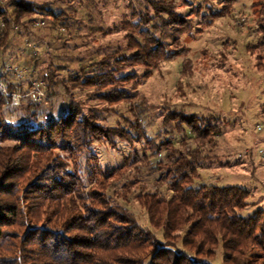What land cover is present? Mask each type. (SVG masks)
<instances>
[{"label":"trees","instance_id":"1","mask_svg":"<svg viewBox=\"0 0 264 264\" xmlns=\"http://www.w3.org/2000/svg\"><path fill=\"white\" fill-rule=\"evenodd\" d=\"M180 1L188 11L177 9L178 0L132 2L134 20L127 19L124 25L130 29L126 35L129 50L135 53L131 57L106 55L66 78L74 89L95 88L103 102L140 100L135 104L138 111L130 105L134 119L125 126H104L106 120L100 113L86 114L73 97L64 101L61 112L52 102L42 114V104L49 101L37 102L31 95L40 79L47 84L50 100L53 86L68 92V84L66 80L54 82L52 65L46 74L38 75L37 58H24L23 64L16 65L26 70L22 79L5 71L14 65L5 55L15 36L21 35L12 25L26 28L34 16L42 15L59 31L69 32L76 26L79 11L74 6L69 11L57 9L56 4L68 5L73 0L0 4V81L9 90L28 93L13 121L4 117V110H11L10 100L0 93V264H215L219 251L222 264H264V210L241 214L248 207V191L192 183L202 167L200 149L222 135L221 124L196 113L167 110L162 115L167 135L158 133L152 138L143 125L147 106L135 94L134 84L140 75L130 70L144 68V78L159 63L187 54L181 38L195 29L202 32L241 0ZM258 8L261 29L249 50L264 74V1ZM188 140L198 148L183 151L177 146H187ZM97 141L114 147L124 143L130 149L147 141L149 148L131 151L114 175L123 177L132 169L139 176L147 169L159 174V184L169 183L173 193L169 199L156 191L137 198L148 225L109 196L111 184L106 180L113 175L103 174L105 181L85 188L83 174L91 177L90 163L83 167L75 157ZM6 142L14 146H3ZM55 150L74 157L75 169Z\"/></svg>","mask_w":264,"mask_h":264},{"label":"rangeland","instance_id":"2","mask_svg":"<svg viewBox=\"0 0 264 264\" xmlns=\"http://www.w3.org/2000/svg\"><path fill=\"white\" fill-rule=\"evenodd\" d=\"M2 1V6L7 7L10 0ZM33 1L42 4L58 0ZM135 1L73 0L68 5L59 2L57 9L69 11L71 6L78 9V20L73 24L75 28L61 32L46 16H34L26 28L12 25L14 32L19 31L21 35L15 36L5 56L14 65L23 64L24 58H37L38 75L46 74L52 65L56 70L54 82L67 81L66 78L79 73L81 67L104 60L109 54L131 57L135 49L129 50L131 44L126 35L130 29L125 28L124 24L127 19L134 20L131 5ZM178 1L177 9L180 12L188 11V7ZM263 1L241 0L202 32L197 33L195 29L192 35L183 36L181 44L189 52L175 60L159 63L149 76L141 78L146 72L142 67L130 70V73L135 71L140 75L134 83L137 86L135 94L146 102L143 125L147 126L152 138L158 133L167 135L162 123V115L167 110L196 113L221 124L222 135L200 149L202 167L192 183L196 187L205 184L237 186L247 190L248 207L241 213L245 216L264 210V74L258 70L256 55L249 50L259 38L257 32L261 25L258 7ZM215 5L220 7L217 3ZM38 83L44 96L41 101L35 98L36 101H49V104H42L45 107L40 111L42 114L51 107L52 102L61 112L64 101L73 97L86 114H90V111L100 113L102 119L106 120L102 122L104 126H125L128 120L134 119L129 111L130 105L133 103L136 108L135 104L140 101L103 102L98 99L95 88L74 89L69 81L66 82L68 92L53 86L54 95L50 100L46 94V82L40 79ZM2 95L10 100L11 109L10 112L4 110V117L16 120L22 100L28 97V93L7 87V94ZM2 145L13 147L14 143ZM118 145L114 147L106 141H97L75 157L83 167L90 163L91 177L83 174L85 188L96 187V181H105L103 174L113 175L106 180L111 184L107 191L109 196L115 203L135 213L142 224L148 225L145 210L137 198L143 193L156 191L169 199L173 193L168 182L159 184V174L150 173L147 169L139 176L132 169L123 177L115 176V171L123 165L125 156L132 154L131 151L142 152L149 148L147 141L134 145L132 149L124 143ZM177 146L183 151L198 148L193 140H188L187 146L180 143ZM54 154L60 155L70 163L71 169H75L76 160L73 161L74 157L70 154L59 150H55ZM131 182L135 184L126 189L125 185ZM221 254L219 251L215 264H222Z\"/></svg>","mask_w":264,"mask_h":264},{"label":"built area","instance_id":"3","mask_svg":"<svg viewBox=\"0 0 264 264\" xmlns=\"http://www.w3.org/2000/svg\"><path fill=\"white\" fill-rule=\"evenodd\" d=\"M0 4H3V1L0 0ZM5 71L7 72H13L17 77L23 78L25 76L26 70L25 69H20L16 65H11L8 66ZM0 92L7 94V87L6 84L3 81H0ZM31 95H34V97L38 100L41 101L42 97L44 96V93L41 89L36 88L33 92H31Z\"/></svg>","mask_w":264,"mask_h":264}]
</instances>
